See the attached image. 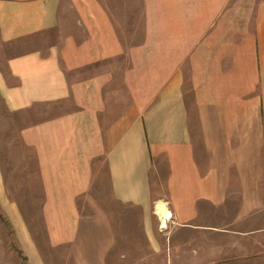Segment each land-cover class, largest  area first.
<instances>
[{
  "label": "crops",
  "instance_id": "0c3cea01",
  "mask_svg": "<svg viewBox=\"0 0 264 264\" xmlns=\"http://www.w3.org/2000/svg\"><path fill=\"white\" fill-rule=\"evenodd\" d=\"M0 42V99L70 264L113 262V204L139 210L138 264H264V0H0ZM7 165L0 204L46 264Z\"/></svg>",
  "mask_w": 264,
  "mask_h": 264
},
{
  "label": "rangeland",
  "instance_id": "374dc122",
  "mask_svg": "<svg viewBox=\"0 0 264 264\" xmlns=\"http://www.w3.org/2000/svg\"><path fill=\"white\" fill-rule=\"evenodd\" d=\"M5 49L0 42V70L4 66ZM25 121L24 113L7 111L0 99V152L8 164L11 195L18 202L25 224L42 250L46 264H70L65 247L52 248L47 243L41 217L40 185L27 164L31 161L28 158L31 151L18 138V131L26 124ZM100 180L106 186L103 173ZM111 208L117 227L111 264H138L148 255L139 210L120 204H113ZM6 210V206L0 204V264H28L26 252Z\"/></svg>",
  "mask_w": 264,
  "mask_h": 264
},
{
  "label": "bare ground",
  "instance_id": "6f19581e",
  "mask_svg": "<svg viewBox=\"0 0 264 264\" xmlns=\"http://www.w3.org/2000/svg\"><path fill=\"white\" fill-rule=\"evenodd\" d=\"M157 208H159V207H157ZM156 211L158 212V210L156 209Z\"/></svg>",
  "mask_w": 264,
  "mask_h": 264
}]
</instances>
